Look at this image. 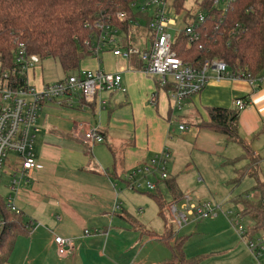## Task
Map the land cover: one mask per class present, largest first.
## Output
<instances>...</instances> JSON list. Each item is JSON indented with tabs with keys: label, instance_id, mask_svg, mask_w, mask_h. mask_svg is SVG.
Instances as JSON below:
<instances>
[{
	"label": "crops",
	"instance_id": "obj_1",
	"mask_svg": "<svg viewBox=\"0 0 264 264\" xmlns=\"http://www.w3.org/2000/svg\"><path fill=\"white\" fill-rule=\"evenodd\" d=\"M89 57L87 69L121 73L125 90L102 91L83 106L61 100L41 107L34 152L42 167L15 189L10 184L6 199L21 211L31 231L17 236L5 264H148L140 260L148 248L151 254L161 253V260L150 263L163 264L168 260L167 246L146 228V210L139 217L133 212L136 208L128 200L138 195L132 194L127 173L170 150L168 177L177 180L178 202L192 198L184 196L180 173L200 175L205 169L198 164L202 160L218 156L235 166L236 161L251 155L259 162L264 158V86L253 88L245 80L219 79L210 71L208 85L188 98L181 110L172 111L169 88L159 87L157 77L141 71L131 59L115 56L111 49L100 55V61ZM104 57L113 60L114 69H105ZM39 70L42 68L36 65L27 73L38 89L66 78L64 73V77L46 82ZM238 98L250 102L238 118L239 135L253 153L249 156L224 134L200 126L208 121L210 107L235 108ZM81 123L98 127L104 142L85 144L76 132ZM234 143L239 151L230 146ZM164 202V208L170 207ZM171 235H175L173 230ZM55 236L71 239V255L58 256Z\"/></svg>",
	"mask_w": 264,
	"mask_h": 264
},
{
	"label": "built area",
	"instance_id": "obj_2",
	"mask_svg": "<svg viewBox=\"0 0 264 264\" xmlns=\"http://www.w3.org/2000/svg\"><path fill=\"white\" fill-rule=\"evenodd\" d=\"M235 0H133L132 12L117 11L114 14L100 12L93 21H88L85 27L92 31L88 47L92 56L100 61V55L111 49L115 56L130 60L133 56L142 61L139 68L147 75L157 77L159 87L169 88L172 111L181 110L188 98L200 93L209 82V72L214 71L219 79L245 80L253 88L264 86V70L260 74L232 69L228 63L216 58L203 61H185L174 43L179 36H184L188 45L200 44L202 30L209 16L218 13L222 20ZM181 6L178 9V3ZM194 7L198 8L193 12ZM169 13H172L171 16ZM143 16H148V24L144 26ZM177 20L185 23L176 39H172L170 23ZM131 22L133 29H124L121 23ZM240 24L232 26L228 35H236ZM136 40H134L135 33ZM37 54H29L24 44H20L14 62L9 68L2 69L0 82V180L2 167L9 154H14L19 160V168L11 179L15 189L33 170L42 167L34 152L35 132L41 107L46 103L67 100L69 104L93 102L98 94L105 90L123 89V78L119 72H108L104 69H79L74 74L52 84H46L41 89L32 85L27 73L40 63ZM104 102H100L101 107ZM235 107L240 111L247 108L250 102L243 98L235 100ZM184 129V125H180ZM82 135L85 144L94 145L104 142L98 127H88L84 123L76 129ZM171 151L158 153L147 165L136 168L126 175V181L131 189L155 190L156 181L151 177L157 175L160 179L168 177V162ZM15 165L17 162L15 161ZM20 175V177L18 176ZM142 179L145 180L143 183ZM191 201L190 197L186 198ZM8 206L19 212L11 202ZM172 213L178 218L179 225L187 221V215L179 212L176 204H171ZM182 210L188 214L195 213L207 216L196 204ZM215 214L212 215L214 217ZM244 220L241 213L237 214L236 223ZM89 233V231H86ZM56 251L64 258L72 254L71 239L55 236ZM249 248L259 259L264 256V237H257L249 243Z\"/></svg>",
	"mask_w": 264,
	"mask_h": 264
},
{
	"label": "trees",
	"instance_id": "obj_3",
	"mask_svg": "<svg viewBox=\"0 0 264 264\" xmlns=\"http://www.w3.org/2000/svg\"><path fill=\"white\" fill-rule=\"evenodd\" d=\"M133 0H0V62L2 69L12 66L20 44H24L29 54H37L41 59L55 58L66 77L77 72L81 61L91 56L88 42L92 31L85 27L86 22L93 21L100 12L114 14L117 11L132 12ZM178 3V9L181 6ZM218 13L209 16L202 30L200 44L188 45L184 36H179L174 48L185 61H203L219 59L229 64L232 69H241L252 74H260L264 70V0H235L225 20ZM144 26L149 17L143 16ZM240 24V31L233 36L229 29ZM124 29H133L129 21L121 23ZM135 33L134 40H136ZM134 65L141 67L142 61L133 56ZM239 110L235 108L210 107L208 121L200 126L227 136L229 141L239 144L245 155L253 154L246 141L238 132ZM250 157V156H249ZM244 168L236 171V180H241L250 173L256 178L254 191L257 198L242 199L241 214L252 223L253 235L264 237V180L258 172L249 171V166L257 167L259 158L250 157ZM163 180V179H160ZM168 192L177 198L181 195L175 177L164 179ZM155 190L160 193V182L156 181ZM153 198L164 209L165 202L159 194ZM138 228V226L136 225ZM142 227V226H139ZM31 227L23 219L21 211L8 206V201L0 195V264H5L13 250L17 236L29 233ZM153 235H158L153 233ZM158 237L168 244L172 237ZM184 240H177L171 247L172 264H188L183 254ZM170 247V244H169Z\"/></svg>",
	"mask_w": 264,
	"mask_h": 264
},
{
	"label": "rangeland",
	"instance_id": "obj_4",
	"mask_svg": "<svg viewBox=\"0 0 264 264\" xmlns=\"http://www.w3.org/2000/svg\"><path fill=\"white\" fill-rule=\"evenodd\" d=\"M192 11L197 12L198 8L194 7ZM171 14L169 13L170 16ZM184 27L185 23L180 20H177L176 23H170V32L173 40L176 39ZM89 58L84 60V64H80V69H87ZM104 59L106 61L105 69L115 68L113 60L109 57H104ZM38 65L42 68V70H39V75L42 72L46 82H53L65 76L59 62L53 57L41 59ZM1 71L2 65L0 62V82ZM172 138L177 141L175 135ZM230 146L239 151V147L235 143L230 144ZM15 161L17 162L16 165L14 164ZM18 162L17 157L10 153L3 164L0 195L5 199H8V194L11 191L9 187L11 186L13 175L17 172V169H20ZM224 162L221 157L214 156L198 163L205 168L204 171L200 172V175L193 177L187 176L185 171L180 173L179 182L184 185V196L190 195L192 197L190 202L186 198L177 202L168 192L165 181L160 180L157 175L150 179L151 181L160 182V193L157 190H132V194L134 193V195L138 196L134 199L130 198L128 202H131L136 208L133 212L138 217L146 210V228L151 233L163 236L169 235L171 230L175 232V235L167 241L168 244L160 242L166 245L168 249L166 253V255L168 254V260L167 262H162L163 264H172L173 252L171 247L180 239L184 240L183 254L188 264H264V256L258 259L249 248L252 238L255 239L260 234L253 235L252 223L248 219L236 223L237 214L243 209L242 199L247 198V196H250L249 199L257 198L254 191L256 178L254 175H250L252 172L245 175L240 181L236 180L238 172L235 171V168L246 167L249 163V157L239 159L235 162V166ZM255 168L254 164L251 163L249 171L256 172ZM257 169L258 176L264 180V158L260 159ZM18 176L20 177V175ZM201 176L202 179L198 180ZM142 181L145 183L144 179ZM152 194L162 196L161 199L166 201V205L178 204L179 212L183 211L187 215V221L182 226H179L178 218L172 213L170 207L166 206L162 210ZM145 202L147 203L146 205ZM182 203L187 207L196 204L204 213L208 214L203 216L198 214L197 210L195 213L188 214L187 210H182ZM139 208L142 209L140 210ZM213 214H215L214 217H212ZM148 249L144 250L141 255L140 260L142 262L151 264L150 262L154 259L161 260V253L151 254ZM166 255L163 258H166Z\"/></svg>",
	"mask_w": 264,
	"mask_h": 264
}]
</instances>
